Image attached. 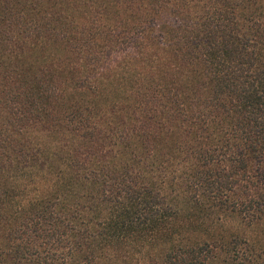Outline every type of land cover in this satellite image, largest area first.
<instances>
[{
	"label": "trees",
	"instance_id": "obj_1",
	"mask_svg": "<svg viewBox=\"0 0 264 264\" xmlns=\"http://www.w3.org/2000/svg\"><path fill=\"white\" fill-rule=\"evenodd\" d=\"M0 264H264V0H0Z\"/></svg>",
	"mask_w": 264,
	"mask_h": 264
}]
</instances>
